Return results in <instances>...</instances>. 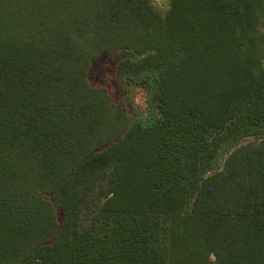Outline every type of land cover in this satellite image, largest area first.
<instances>
[{
  "label": "trees",
  "instance_id": "16d2710c",
  "mask_svg": "<svg viewBox=\"0 0 264 264\" xmlns=\"http://www.w3.org/2000/svg\"><path fill=\"white\" fill-rule=\"evenodd\" d=\"M0 264H264V0H0Z\"/></svg>",
  "mask_w": 264,
  "mask_h": 264
},
{
  "label": "rangeland",
  "instance_id": "374dc122",
  "mask_svg": "<svg viewBox=\"0 0 264 264\" xmlns=\"http://www.w3.org/2000/svg\"><path fill=\"white\" fill-rule=\"evenodd\" d=\"M151 6L158 13L163 14L167 7V0H158L157 4H153V0H150ZM114 62L111 57L106 54H101L92 63L88 80L92 85L102 86L107 90L109 96H111L113 102L131 100L132 104L127 106L128 111L131 113L136 107L142 105L144 99V89L140 86H135L131 89L128 95L123 91V88L119 86L114 78L113 74ZM256 138H247L243 143L250 141H258Z\"/></svg>",
  "mask_w": 264,
  "mask_h": 264
},
{
  "label": "clouds",
  "instance_id": "9594fccd",
  "mask_svg": "<svg viewBox=\"0 0 264 264\" xmlns=\"http://www.w3.org/2000/svg\"><path fill=\"white\" fill-rule=\"evenodd\" d=\"M158 3V0H153V4H157Z\"/></svg>",
  "mask_w": 264,
  "mask_h": 264
}]
</instances>
